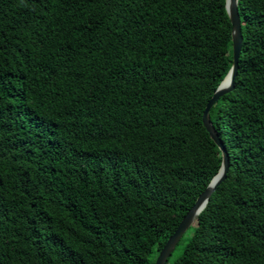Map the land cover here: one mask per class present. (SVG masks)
I'll return each instance as SVG.
<instances>
[{"label": "trees", "instance_id": "obj_1", "mask_svg": "<svg viewBox=\"0 0 264 264\" xmlns=\"http://www.w3.org/2000/svg\"><path fill=\"white\" fill-rule=\"evenodd\" d=\"M229 156L172 264H264V0H238ZM225 0H0V264H153L221 153Z\"/></svg>", "mask_w": 264, "mask_h": 264}, {"label": "water", "instance_id": "obj_2", "mask_svg": "<svg viewBox=\"0 0 264 264\" xmlns=\"http://www.w3.org/2000/svg\"><path fill=\"white\" fill-rule=\"evenodd\" d=\"M225 9L231 24L232 62L226 75L221 80V82L213 92L211 98L207 102L202 114L203 125L221 153V164L217 173L211 178L206 188L199 194L194 204L183 216L174 232L167 238L165 244L160 249L153 264H166L169 256L171 255L178 241L181 239L185 231L193 224L198 214L205 207L212 192L225 178L228 169V152L209 117V111L214 105V103L221 96L229 92L233 87L234 77L238 68L239 53L242 44V32L241 21L238 12V0H225Z\"/></svg>", "mask_w": 264, "mask_h": 264}, {"label": "rangeland", "instance_id": "obj_3", "mask_svg": "<svg viewBox=\"0 0 264 264\" xmlns=\"http://www.w3.org/2000/svg\"><path fill=\"white\" fill-rule=\"evenodd\" d=\"M192 233V228H188L185 233L183 234V236L181 237V239L178 241L177 245L175 246L174 250L172 251L171 255L169 256L166 264H172L174 259H176L178 257V255L181 253L186 241L188 240L189 236ZM157 255L155 254V252H153L152 254H150V256L148 257V259L150 261H155Z\"/></svg>", "mask_w": 264, "mask_h": 264}]
</instances>
